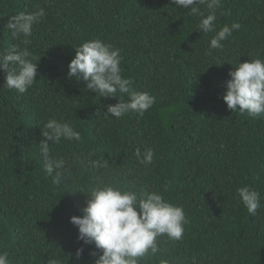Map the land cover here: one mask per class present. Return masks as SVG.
<instances>
[{"label": "trees", "instance_id": "trees-1", "mask_svg": "<svg viewBox=\"0 0 264 264\" xmlns=\"http://www.w3.org/2000/svg\"><path fill=\"white\" fill-rule=\"evenodd\" d=\"M39 8L46 16L29 43L13 37L10 18ZM216 16L215 31L205 33L201 17L172 0H0V52L26 48L38 64L23 94L4 86L0 69V251L12 264H95L101 251L79 240L70 221L101 183L162 194L190 221L182 240L159 237L160 251L140 264H264V117L233 112L223 100L239 61L264 60V0H221ZM233 22L240 29L211 48ZM94 39L119 48L122 76L155 97L143 116H105L119 97H101L68 76L75 48ZM51 119L81 135L50 144L66 161L59 185L38 145ZM137 147L154 150L151 164L137 160ZM243 186L261 194L255 216L237 199Z\"/></svg>", "mask_w": 264, "mask_h": 264}, {"label": "clouds", "instance_id": "clouds-1", "mask_svg": "<svg viewBox=\"0 0 264 264\" xmlns=\"http://www.w3.org/2000/svg\"><path fill=\"white\" fill-rule=\"evenodd\" d=\"M176 8L190 9L193 16L201 17L198 29L202 32L215 31L216 10L221 7V0H172ZM197 5H206L211 10L205 16ZM230 15L229 12H221ZM46 16L44 8L32 12H21L12 16L7 28L13 37L23 36L28 44L32 36L33 25ZM241 25L233 22L224 25L210 41V47L219 49ZM75 57L70 61L68 76L77 81L87 82V89L101 97H119V102L109 105L105 116L120 119L129 113L143 116L155 103V97L147 92L133 90L131 78L122 76L120 49L100 39L90 40L75 48ZM29 51L17 50L15 46L0 52V69L6 72L4 86L23 94L37 81L38 64L28 59ZM226 93L223 100L228 109L241 114L247 113L253 118L264 117V60L252 59L250 62L239 61L229 72ZM128 100H123L124 95ZM39 142L40 155L47 173L53 183L59 185L67 171L66 161L52 156L50 144L61 139H81L79 131L68 122L56 119L48 120L42 129ZM155 152L147 148L141 152L137 147L135 156L144 165L153 162ZM97 167H107L93 161ZM90 198L82 209V216H72L71 223L78 227V239L86 245L94 244L102 254L95 264H140V259L147 255H156L159 251L158 238L167 236L170 240L183 239L185 226L190 222L183 207L167 201L162 194L141 189L139 192L120 187L98 184L90 190ZM237 199L248 213L255 216L262 207L259 191L248 186L236 190ZM83 247L77 250V257L82 256ZM7 250L0 251V264H12ZM52 264H56L55 261Z\"/></svg>", "mask_w": 264, "mask_h": 264}]
</instances>
